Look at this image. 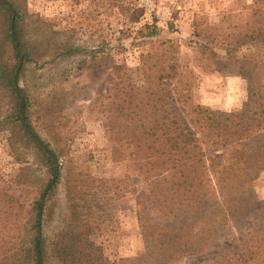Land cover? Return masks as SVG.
I'll list each match as a JSON object with an SVG mask.
<instances>
[{
    "label": "rangeland",
    "instance_id": "rangeland-1",
    "mask_svg": "<svg viewBox=\"0 0 264 264\" xmlns=\"http://www.w3.org/2000/svg\"><path fill=\"white\" fill-rule=\"evenodd\" d=\"M12 1L31 50L20 84L30 99L32 124L56 150L61 166L45 210L47 246L61 237L88 234V253L96 264H148L141 257L145 243L137 214L142 184L130 141L114 132L123 125L114 93L123 96L126 81L117 83L120 76L140 85L148 76L161 75L172 107L191 129L185 115L189 103L239 111L250 85L238 72L248 61L238 59L253 50L245 38L231 55L226 50L250 24L264 30L261 0ZM4 30L0 12V40ZM258 52L264 80V47ZM4 60L13 62L5 41ZM7 111V98L0 93L1 119ZM46 178L34 149L5 122L0 131L1 245L31 236L32 204ZM253 184L264 205V167ZM235 233L230 224L220 227L221 241ZM51 246L46 264H61Z\"/></svg>",
    "mask_w": 264,
    "mask_h": 264
},
{
    "label": "trees",
    "instance_id": "trees-1",
    "mask_svg": "<svg viewBox=\"0 0 264 264\" xmlns=\"http://www.w3.org/2000/svg\"><path fill=\"white\" fill-rule=\"evenodd\" d=\"M261 2L259 6L264 7V0ZM139 11L141 15L142 8ZM0 12L5 19L0 40V93L8 102L0 131L5 122L12 129L17 127L47 174L32 204L31 236L5 246L0 243V264H46L51 244L61 264H96L88 253V234L72 240L61 237L47 246L43 223L47 202L60 182L59 156L33 126L30 99L20 84L31 50L24 40L17 6L12 0H0ZM244 38L253 50L238 59L248 61L238 67L239 74L248 77L247 99L239 111L230 112L189 103L185 115L192 129L172 107L161 75L148 76L140 85L120 76L117 83L126 81L120 88L123 96L114 93V110L123 121L114 132L130 141L142 184L137 214L145 243L141 257L148 264L194 258L196 264H264V205L253 184L264 167V80L259 76L262 59L258 52L264 47V30L250 24L242 38L229 43L226 52L231 55ZM4 41L11 48V64L4 60ZM0 214H4L2 206ZM224 224H230L236 233L221 241ZM3 231L0 222V236Z\"/></svg>",
    "mask_w": 264,
    "mask_h": 264
}]
</instances>
